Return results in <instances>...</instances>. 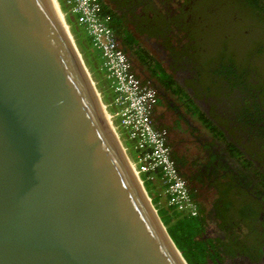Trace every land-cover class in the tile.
I'll return each instance as SVG.
<instances>
[{
	"label": "water",
	"instance_id": "water-1",
	"mask_svg": "<svg viewBox=\"0 0 264 264\" xmlns=\"http://www.w3.org/2000/svg\"><path fill=\"white\" fill-rule=\"evenodd\" d=\"M59 0H0V264H189Z\"/></svg>",
	"mask_w": 264,
	"mask_h": 264
},
{
	"label": "flooded vegetation",
	"instance_id": "flooded-vegetation-1",
	"mask_svg": "<svg viewBox=\"0 0 264 264\" xmlns=\"http://www.w3.org/2000/svg\"><path fill=\"white\" fill-rule=\"evenodd\" d=\"M239 1L110 0L120 46L156 90L154 124L199 203L203 264H264V41L252 44L241 24L254 32L264 18L257 8L259 21L247 19Z\"/></svg>",
	"mask_w": 264,
	"mask_h": 264
},
{
	"label": "built area",
	"instance_id": "built-area-1",
	"mask_svg": "<svg viewBox=\"0 0 264 264\" xmlns=\"http://www.w3.org/2000/svg\"><path fill=\"white\" fill-rule=\"evenodd\" d=\"M72 11L80 13L81 21L101 50L104 67L112 80L116 97L115 116L129 139L136 141L141 151L137 169L152 174L161 171L160 181L165 187L167 205L191 216L199 212L185 177L180 173L166 129H159L153 120L157 102L156 90L145 84L133 70L132 63L120 46L117 35L110 24L109 15L103 12V0H72Z\"/></svg>",
	"mask_w": 264,
	"mask_h": 264
},
{
	"label": "trees",
	"instance_id": "trees-1",
	"mask_svg": "<svg viewBox=\"0 0 264 264\" xmlns=\"http://www.w3.org/2000/svg\"><path fill=\"white\" fill-rule=\"evenodd\" d=\"M59 2L63 11L67 14V21L72 26V32L75 36L77 45L88 67L92 71L93 78L98 81L97 86L101 91L105 102L108 103L109 110L111 113H115L116 108L115 110L113 109V107H115L113 105V101L116 97V93L114 91L112 80L108 77L105 70L104 58L101 50L94 44L93 38L87 33V28L81 21L82 19L80 13L72 11V0H59ZM245 2H249L250 5L249 3L246 5ZM124 4H126L125 1L119 3V5ZM235 7V10H244L245 14L251 15V19L255 21H259L256 18L259 16H257L256 13H253V10L260 8L261 11L259 12H262L261 18H264V0H241ZM118 11L114 8L111 9L110 0H103V12L106 15L109 14L111 18H113L112 20L110 19L109 22L116 34L119 35V22H121L123 19H121L119 16ZM115 18L117 20H115ZM262 21L263 20L261 19V22ZM195 33L197 35L199 34L197 31H195ZM254 37L255 38L251 42L252 44L257 43V40H259V42L264 41L256 34H254ZM239 61L244 62V60L240 57ZM114 122L117 126H120L119 118L117 116L114 117ZM120 132L124 138L125 146L128 148L130 155L135 161H138L141 151L136 148V141L129 139L127 137V133H125L121 127ZM161 174V171H155L152 174L142 173L141 176L155 206L159 211L160 216L162 217V220L168 227L170 234L183 252V255L186 257L189 264H203L204 248L200 240L197 239V236H200L203 230L202 221L201 218H199V214L201 212L199 203L195 200L199 210L196 216H191L184 212L178 211L177 209L169 207L167 205V200L164 193L165 187L160 181Z\"/></svg>",
	"mask_w": 264,
	"mask_h": 264
},
{
	"label": "rangeland",
	"instance_id": "rangeland-1",
	"mask_svg": "<svg viewBox=\"0 0 264 264\" xmlns=\"http://www.w3.org/2000/svg\"><path fill=\"white\" fill-rule=\"evenodd\" d=\"M183 1H185V0H183ZM210 11L211 12H213V8H211L210 9ZM241 17L243 18V15H241ZM246 18L247 19H249V20H251V18H249L248 16H246ZM241 24H245L246 26H245V28H244V30H249L250 29V32H252V26L250 25L251 24V21H241ZM249 32V35H253V34H257L258 36H261V35H263V32H264V29L263 28H261L260 26H259V28H257L254 32H252V33H250ZM256 32V33H255ZM248 35V34H247ZM233 44L236 46V48L238 49V41H235V43L233 42ZM261 62H262V64L264 65V55L262 56V58H261ZM113 109L115 110V107H113ZM110 111V110H109ZM111 113V112H110ZM112 115V114H111ZM113 117V116H112ZM113 119H114V117H113ZM117 126V125H116ZM118 128V127H117ZM118 130H119V128H118ZM122 136V135H121ZM123 138V137H122ZM123 140H124V138H123ZM124 143H125V141H124ZM128 149V148H127ZM129 151V150H128ZM130 153V152H129ZM131 156V155H130ZM132 157V156H131ZM133 159V158H132ZM134 160V159H133ZM134 163H136V161L134 160ZM162 218V217H161Z\"/></svg>",
	"mask_w": 264,
	"mask_h": 264
},
{
	"label": "clouds",
	"instance_id": "clouds-1",
	"mask_svg": "<svg viewBox=\"0 0 264 264\" xmlns=\"http://www.w3.org/2000/svg\"><path fill=\"white\" fill-rule=\"evenodd\" d=\"M87 32H88V31H87ZM88 34H89V33H88ZM89 35H90V34H89ZM102 96H103V95H102ZM103 98H104V97H103ZM113 105H114V104H113ZM115 108H116V107H115ZM108 109H109V107H108ZM116 110H117V109H116ZM116 110H115V112H116ZM110 112H111V111H110ZM111 114H112L113 117H115V115H114L115 113H111ZM119 122H120V121H119ZM117 127L119 128V132H120V127H121V126H117ZM120 134H121V132H120ZM121 135H122V134H121Z\"/></svg>",
	"mask_w": 264,
	"mask_h": 264
},
{
	"label": "crops",
	"instance_id": "crops-1",
	"mask_svg": "<svg viewBox=\"0 0 264 264\" xmlns=\"http://www.w3.org/2000/svg\"><path fill=\"white\" fill-rule=\"evenodd\" d=\"M88 33V32H87ZM141 76V75H140ZM142 77V76H141ZM144 79V77H142Z\"/></svg>",
	"mask_w": 264,
	"mask_h": 264
}]
</instances>
